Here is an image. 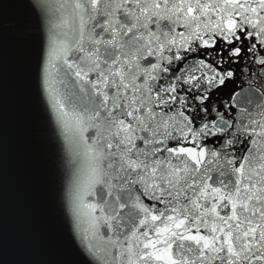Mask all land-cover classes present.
<instances>
[{
  "label": "snow or ice",
  "instance_id": "obj_1",
  "mask_svg": "<svg viewBox=\"0 0 264 264\" xmlns=\"http://www.w3.org/2000/svg\"><path fill=\"white\" fill-rule=\"evenodd\" d=\"M20 3L15 77L62 143L86 264H264V0Z\"/></svg>",
  "mask_w": 264,
  "mask_h": 264
},
{
  "label": "water",
  "instance_id": "obj_2",
  "mask_svg": "<svg viewBox=\"0 0 264 264\" xmlns=\"http://www.w3.org/2000/svg\"><path fill=\"white\" fill-rule=\"evenodd\" d=\"M0 38L9 47L2 112L3 253L8 264H86L69 241L63 211L67 158L30 90H19L13 56L20 0H0Z\"/></svg>",
  "mask_w": 264,
  "mask_h": 264
}]
</instances>
